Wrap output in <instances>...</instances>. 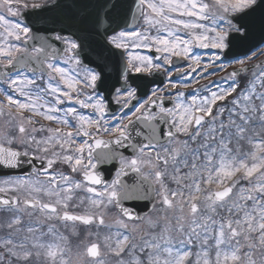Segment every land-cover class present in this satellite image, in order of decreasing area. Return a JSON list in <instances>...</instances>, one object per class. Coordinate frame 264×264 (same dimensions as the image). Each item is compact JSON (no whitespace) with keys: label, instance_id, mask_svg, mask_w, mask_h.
<instances>
[{"label":"snow or ice","instance_id":"snow-or-ice-1","mask_svg":"<svg viewBox=\"0 0 264 264\" xmlns=\"http://www.w3.org/2000/svg\"><path fill=\"white\" fill-rule=\"evenodd\" d=\"M42 6L0 0V169L31 165L0 179V264H264V61L237 59L215 90L172 81L174 58L181 79L218 66L264 0H131L115 28L102 0L95 34L127 57L110 115L86 38L24 23ZM132 73L168 85L138 100Z\"/></svg>","mask_w":264,"mask_h":264},{"label":"water","instance_id":"water-1","mask_svg":"<svg viewBox=\"0 0 264 264\" xmlns=\"http://www.w3.org/2000/svg\"><path fill=\"white\" fill-rule=\"evenodd\" d=\"M102 0H56L46 6L28 10L23 13V20L28 24L37 35L45 36L54 32H63L64 34L75 33L86 38V63L88 67L97 71V64L104 67L102 80L99 81L97 90L105 96L109 103V109L113 105L112 85L115 83L118 71L124 70L123 57L117 50L108 51L102 46L103 37L95 34L94 20L99 11V4ZM115 8L111 9L112 27H117L124 23V18L128 15V4L131 0H109ZM129 22L131 18L129 17ZM246 29V36L240 38L236 35L232 45L224 55L225 60H232L249 55L252 51L264 44V9H259L255 13L244 16L239 20ZM136 85H139L138 96L143 98L147 91L161 82H150L141 76H131ZM36 167L38 163L34 162ZM105 179H110L109 171L112 164L100 166ZM31 171V165L25 163L22 168L0 169V176H18ZM127 207L143 213L147 209L143 203L138 206L132 202H125Z\"/></svg>","mask_w":264,"mask_h":264},{"label":"rangeland","instance_id":"rangeland-1","mask_svg":"<svg viewBox=\"0 0 264 264\" xmlns=\"http://www.w3.org/2000/svg\"><path fill=\"white\" fill-rule=\"evenodd\" d=\"M49 0H27V3L29 5H31L32 3H38V4H41V3H44V2H47ZM212 2V0H211ZM209 2V3H211ZM23 11V9H22ZM15 19V18H13ZM196 49L199 50V52L202 51V49L200 48H194L193 49V53L196 51ZM217 52V50L215 49H204V53L205 56H206V59L209 61L211 57H213L215 55V53ZM261 53H264V48L263 50H261L260 52H258L254 57L253 59L249 60L247 63H254V62H257V60H260L264 57V54H261ZM201 54V55H203ZM209 63V62H208ZM218 66L216 67H209L208 68V71L205 73L207 76H208V80H206L205 82H211L212 81H216L218 83H220L222 80L221 78L222 77H227L230 70H232L233 68H236V67H239V65L237 63L235 64H227L226 66L223 67V69L221 67H219V64H223L222 63V58L216 62ZM207 65V64H206ZM221 69V71H220ZM221 84V83H220ZM222 86V85H221ZM87 91H91L90 89H88Z\"/></svg>","mask_w":264,"mask_h":264},{"label":"flooded vegetation","instance_id":"flooded-vegetation-1","mask_svg":"<svg viewBox=\"0 0 264 264\" xmlns=\"http://www.w3.org/2000/svg\"><path fill=\"white\" fill-rule=\"evenodd\" d=\"M206 1H210V0H205V2ZM140 51V53L141 54H145V55H151V53L150 52H147L146 50H143V49H141V50H139ZM187 63L188 62H184V64L183 65H185V66H187ZM61 66H65V65H63L62 64V62H61ZM149 76H151V75H149ZM186 78V77H185ZM173 80L172 81H174V82H177L178 81V79H181V77L180 76H178V77H174L173 76V78H172ZM184 79V78H183ZM183 83H185V82H183ZM165 85H168V80H167V78L165 77L164 78V86ZM170 86V85H169ZM163 87V86H162ZM158 88V87H157ZM155 89V88H154ZM152 90V89H151ZM150 90V91H151ZM179 90L180 91H184V92H186V93H190V92H188V90H186L185 88H183V87H179ZM173 91H175V90H173ZM150 94V93H149ZM0 99H2V97H0ZM168 106H171L170 104L168 105ZM85 114H91L92 113V110H91V112H89V109H84V110H82ZM9 178V177H8ZM0 179H6V178H0Z\"/></svg>","mask_w":264,"mask_h":264}]
</instances>
